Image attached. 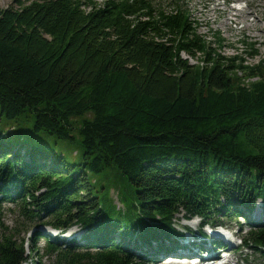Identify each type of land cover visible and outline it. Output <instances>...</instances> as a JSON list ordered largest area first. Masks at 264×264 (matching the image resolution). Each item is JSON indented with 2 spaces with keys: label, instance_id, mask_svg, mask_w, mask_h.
Instances as JSON below:
<instances>
[{
  "label": "trees",
  "instance_id": "16d2710c",
  "mask_svg": "<svg viewBox=\"0 0 264 264\" xmlns=\"http://www.w3.org/2000/svg\"><path fill=\"white\" fill-rule=\"evenodd\" d=\"M167 1L0 7V119L11 120L0 124V208L21 218L0 225V264L30 258L21 231L42 218L55 232L28 239L34 251L43 238L50 264L193 257L215 249L198 237L220 217H243L238 248L264 259V57L249 65L221 53L218 32L207 39L184 0ZM58 141L79 146L72 159ZM107 169L128 180L120 205L104 206L89 178ZM178 213L199 225L179 227Z\"/></svg>",
  "mask_w": 264,
  "mask_h": 264
},
{
  "label": "rangeland",
  "instance_id": "374dc122",
  "mask_svg": "<svg viewBox=\"0 0 264 264\" xmlns=\"http://www.w3.org/2000/svg\"><path fill=\"white\" fill-rule=\"evenodd\" d=\"M18 1L28 2L29 0H0V7H5L9 4L16 5ZM188 4L191 11L193 19H195L198 32L203 34L207 39H214L212 32H218V34L223 37L224 41L219 50L225 55H237L243 61L252 65L259 62L261 58L264 57V0H184ZM94 2H102V0H94ZM155 3L161 6H168L170 3L167 0H154ZM254 52V53H252ZM194 61L193 59H191ZM242 74V71L238 72ZM245 81H250L255 79V76H242ZM8 118L3 116L0 119L1 126L4 125L5 128H11V123ZM15 123L13 124V127ZM32 129L28 127H23V133L30 135ZM37 137H41L43 143L51 144L53 139L49 134L43 132H34ZM75 144H68L64 141H58L56 146L59 150L66 153L69 159H72L70 150ZM51 146V145H50ZM54 147V146H53ZM78 145L75 148L78 149ZM73 155V154H72ZM89 178L91 181L95 182L97 191L99 190L100 201L104 206L110 207L112 204L120 205L118 198L127 199L128 196L126 190L129 186L128 180L124 179L122 174L118 170L107 169L104 172L90 173ZM127 194V195H126ZM111 200V202H110ZM110 202V203H109ZM116 202V203H115ZM106 207V208H107ZM256 212V210H254ZM180 213L177 214L175 222L179 227L188 225L191 228H195L199 225V218H181ZM222 225H217L215 227L204 226V229L211 234H217V231L221 233L220 236L223 239H229L230 243L223 249H218L217 247L211 252V257L221 256L220 262H225L228 264H241L247 257L250 260V264H261L264 262L263 257H261L258 252L254 254L252 249L246 246L239 247L240 237L244 234L243 230L239 229V225L245 220L243 217H239V220L228 219L226 217L222 218ZM17 207L9 202L1 203L0 208V225L8 226L13 228L15 224L20 221ZM42 222L31 220L25 222L24 226L26 233L21 231V237H23V248L25 251H31L29 253L30 258L22 264H34L32 261L35 259H40L42 264H50L52 258L49 255H45L43 252V238H39L36 242L39 253L36 250H32V242L29 241L28 237L33 234L34 229H38L41 232L51 233L54 232L46 223L45 219L42 218ZM245 226V225H244ZM16 227V226H15ZM10 228V229H11ZM73 229L77 231L76 234L81 232L78 226H73ZM24 229V228H23ZM212 229V231H211ZM17 230V229H16ZM70 234V233H69ZM72 235V234H71ZM195 235L192 233H187L188 238H193ZM19 238V240H20ZM211 244H206V248H209ZM35 248V247H34ZM225 251L226 256H222L220 251ZM197 253L194 258L195 261L190 262V260H182L181 263H174L165 259H157L155 261H148L145 264H219L215 260L207 261L205 256L209 254L208 251L202 249L200 253L199 250H195ZM41 255V257H39ZM209 256V255H208Z\"/></svg>",
  "mask_w": 264,
  "mask_h": 264
},
{
  "label": "bare ground",
  "instance_id": "6f19581e",
  "mask_svg": "<svg viewBox=\"0 0 264 264\" xmlns=\"http://www.w3.org/2000/svg\"><path fill=\"white\" fill-rule=\"evenodd\" d=\"M208 255L210 256V255H211V252H209V254H207L206 256H208ZM210 257H211V256H210ZM173 258H175V257H173Z\"/></svg>",
  "mask_w": 264,
  "mask_h": 264
}]
</instances>
